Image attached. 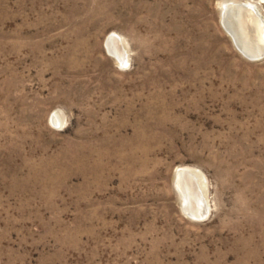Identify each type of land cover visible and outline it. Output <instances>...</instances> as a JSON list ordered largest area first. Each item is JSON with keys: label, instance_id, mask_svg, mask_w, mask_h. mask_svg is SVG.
I'll return each instance as SVG.
<instances>
[{"label": "rangeland", "instance_id": "rangeland-1", "mask_svg": "<svg viewBox=\"0 0 264 264\" xmlns=\"http://www.w3.org/2000/svg\"><path fill=\"white\" fill-rule=\"evenodd\" d=\"M225 1L264 20V0H0V264H264V58Z\"/></svg>", "mask_w": 264, "mask_h": 264}, {"label": "bare ground", "instance_id": "bare-ground-1", "mask_svg": "<svg viewBox=\"0 0 264 264\" xmlns=\"http://www.w3.org/2000/svg\"><path fill=\"white\" fill-rule=\"evenodd\" d=\"M248 4V3H245ZM250 4V3H249ZM223 5H220L221 10V20L223 18ZM219 8V7H218ZM223 13V14H222ZM259 19V18H258ZM226 20L228 22V27L233 32V36L235 37L239 47L245 51L248 54L255 53L259 50L260 45V35H261V24L256 18H251L246 12H230L226 16ZM260 20V19H259ZM261 21L264 22L262 16ZM261 22V23H262ZM234 24V26H233ZM231 38V37H230ZM124 49V48H123ZM109 53L119 62L123 63L126 59V52L124 49V58L121 59V50L119 46L116 43H111L108 47ZM179 169H177L178 171ZM190 172H192L196 177V182L198 184V188L200 190V193L202 198H204V201L207 204L206 196L204 194V187L202 185V178L201 175L196 171L192 169H186ZM176 171V172H177ZM178 189H180L182 192H186L188 195H184L185 197L182 198L183 204L187 206V208H197L199 205V196L197 192L194 190L192 185L189 184V181L187 179H183L182 184L176 185Z\"/></svg>", "mask_w": 264, "mask_h": 264}, {"label": "water", "instance_id": "water-1", "mask_svg": "<svg viewBox=\"0 0 264 264\" xmlns=\"http://www.w3.org/2000/svg\"><path fill=\"white\" fill-rule=\"evenodd\" d=\"M224 11H223V18L222 20H220V23L222 25V27L224 28L225 32L231 37L233 44L235 45V47L239 50V52L248 60L251 61H259L262 60L264 58V22L261 21V15L258 12V10L256 9V7L252 4H245L244 2H234V1H225L224 5H223ZM246 12L251 18H256L259 23L261 24V35H260V45H259V50L255 53H251L248 54L245 51H243L235 37L233 36V32H231V30L228 27V22L226 20V16L228 15V13L230 12ZM260 20H259V19ZM262 22V23H261ZM234 26V24H233ZM111 43H116L120 50H121V59L124 58V49L122 46V43L120 42V38L115 35V34H111L107 37L106 39V49H108L109 45ZM109 52V50H108ZM53 120V118H52ZM183 179H187L189 181V184L192 185V187L194 188V190L197 192L198 196H199V205L197 208H187V206H185L182 202V211L186 214V216H188L189 218L193 219V220H204L208 214V206L206 204V202L204 201V198L200 197L202 196L200 193V190L198 188V184L196 182V177L195 175L186 170L185 168L179 169L176 172V176H175V183L176 185L178 184H182ZM178 193L180 195V198H184V195H188L186 192H182L180 189H178ZM184 201V199H182ZM185 202V201H184Z\"/></svg>", "mask_w": 264, "mask_h": 264}]
</instances>
